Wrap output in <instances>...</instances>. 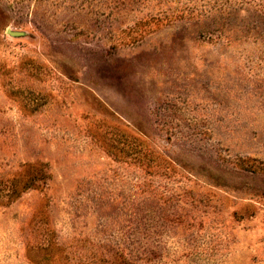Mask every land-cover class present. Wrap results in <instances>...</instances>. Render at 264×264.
<instances>
[{
	"label": "rangeland",
	"instance_id": "374dc122",
	"mask_svg": "<svg viewBox=\"0 0 264 264\" xmlns=\"http://www.w3.org/2000/svg\"><path fill=\"white\" fill-rule=\"evenodd\" d=\"M0 264H264V0H0Z\"/></svg>",
	"mask_w": 264,
	"mask_h": 264
}]
</instances>
